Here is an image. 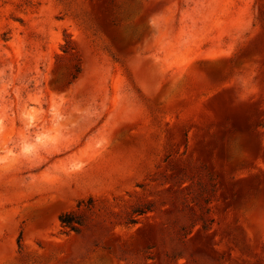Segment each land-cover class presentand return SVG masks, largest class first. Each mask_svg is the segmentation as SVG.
<instances>
[{
    "label": "rangeland",
    "instance_id": "rangeland-1",
    "mask_svg": "<svg viewBox=\"0 0 264 264\" xmlns=\"http://www.w3.org/2000/svg\"><path fill=\"white\" fill-rule=\"evenodd\" d=\"M0 264H264V0H0Z\"/></svg>",
    "mask_w": 264,
    "mask_h": 264
},
{
    "label": "trees",
    "instance_id": "trees-1",
    "mask_svg": "<svg viewBox=\"0 0 264 264\" xmlns=\"http://www.w3.org/2000/svg\"><path fill=\"white\" fill-rule=\"evenodd\" d=\"M59 220L63 228L75 233H79L80 228L84 225V222L72 212L61 215Z\"/></svg>",
    "mask_w": 264,
    "mask_h": 264
}]
</instances>
